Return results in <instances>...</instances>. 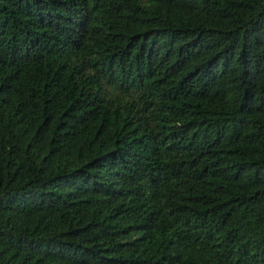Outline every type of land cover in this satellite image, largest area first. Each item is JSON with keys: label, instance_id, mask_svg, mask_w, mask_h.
I'll list each match as a JSON object with an SVG mask.
<instances>
[{"label": "trees", "instance_id": "16d2710c", "mask_svg": "<svg viewBox=\"0 0 264 264\" xmlns=\"http://www.w3.org/2000/svg\"><path fill=\"white\" fill-rule=\"evenodd\" d=\"M0 264H264V0H0Z\"/></svg>", "mask_w": 264, "mask_h": 264}]
</instances>
